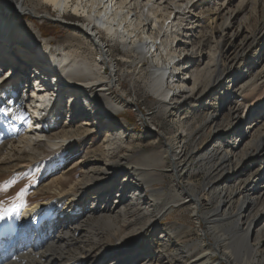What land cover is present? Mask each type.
Listing matches in <instances>:
<instances>
[{
	"label": "bare ground",
	"instance_id": "bare-ground-1",
	"mask_svg": "<svg viewBox=\"0 0 264 264\" xmlns=\"http://www.w3.org/2000/svg\"><path fill=\"white\" fill-rule=\"evenodd\" d=\"M143 1L3 0V4L0 3V7L3 5L9 13L11 10L13 11L10 14L0 12L1 174L10 172L21 174L27 172V167L42 166L44 160L39 158L43 152L53 154L54 150L64 147L68 131L62 132V135L50 133L51 136H47L48 132H53V128L50 129V126H53L52 123H49L50 119L63 117L66 114L65 108L64 111H57L52 106L54 98L64 92L61 88H67L75 94L74 100H70L71 102L67 105L73 108V112L70 114L72 121L82 116L81 102L86 99L85 97H90L91 103L99 108H91L96 110L92 124L85 123L82 126L98 125V127H102L106 140L113 136L112 128L108 127L99 117L110 116L128 106L123 95H115V89L118 86L116 69L112 68L111 70L106 66L108 59L111 58V52H119L117 46H121L126 64H141L147 58L153 62L149 65L150 70L143 86L154 98L158 111L160 110L162 114H171L166 101L177 102V98L174 92L170 95L165 81L174 76L175 64L183 66V63L180 62L187 57V54L183 55L187 44L183 43L182 49H180L181 45L177 46L179 49L176 57L174 53L177 49H173V54L165 51L161 46L162 40H165L166 37L164 33L172 27L171 20L190 23L183 11L189 4L187 13L196 9L197 3L201 0H179L184 8L172 7L173 10L176 8V11H172L170 8L165 17L155 15L157 6L152 11L147 10L144 15V11L141 10L143 6L140 5ZM230 1L232 0L228 2L230 7L225 8L227 12L223 14L219 11L220 8L217 9L210 2L208 3L211 9L209 12L218 11V14L215 12L216 17L213 21L214 30L220 38L216 70L213 73L214 78L210 83V90H217L224 83L233 84L236 82L240 83L238 93L233 91L230 95L239 96L245 90L249 96L246 98L243 97L244 94L240 95L241 101L238 102L240 106L233 103L228 107L230 121L227 120L224 125L218 126L217 111L210 107L208 112H205L204 120L199 123L197 128L192 129L188 140H167L164 155L168 154L172 158L170 162L166 160L167 157H161L156 161V166H147L149 169L147 171H143V168L136 164L128 169L123 168V164L125 162L127 164V160L120 153L127 152V149L119 147L110 152L105 149L107 147L102 146L99 151L105 155L108 162H103L98 168H86L80 183L75 185L68 195H62L70 197L56 199L54 203H63L61 214L53 212V209L48 205L53 202L38 201L42 198L40 188L44 185L34 188L35 195L26 200L25 203L29 204L26 209L18 205L9 216L19 215L20 223L0 221V264H104L106 260L109 261L108 264L116 263L117 259L111 256L108 258L109 251L103 246L101 233L96 231L86 238L87 236H82L85 231H80L81 226L100 220L117 227L115 234L119 236L129 235L138 230L135 235L137 237H134L123 248L125 252L129 251L132 255L121 259L120 264H134L139 260H141L139 264H153L155 257L153 251L149 249L148 253L140 252L137 242L145 239L147 234L154 231L156 221L152 220L157 217V214L156 216L152 215L154 213L150 199L154 200L161 195L160 193L157 195V190H148L149 198H145L144 189L154 180L162 181L159 170L164 168V164H169L168 168H171V172L179 176L178 172L182 173L184 168L181 163L185 164V161L189 159V154L186 153V144L199 137L203 128L208 125L211 132L218 133L217 140L214 141L211 148L203 149L204 151L199 152L198 149H195L198 153L203 152L200 156H196L197 153H194L195 150H193L191 157V160L197 159L201 168L207 169L205 185L199 190L200 196L195 193L194 187L190 184L184 185L178 196L187 199L188 202H191V206H195L194 208L211 209L213 215L207 220L209 221L207 229L215 239L214 249L218 252L220 260L212 261L210 258L213 254L211 247L201 242L199 248L197 247L199 252L197 250L198 253L191 257L190 264H222V262L225 264H252L256 251L248 245L247 240L249 235L254 232L255 222L261 223L264 220V173L262 168L264 164V124H257L256 128L251 129L255 135L252 138L251 136L248 138L242 132L239 137L241 139L245 137L247 140L242 148V154L239 156L236 151L244 139L238 145L231 139L235 131H238L239 134L241 132L238 130L240 119L238 107L243 108L242 114L246 112L245 115H248L247 111L252 108L251 103L247 104L248 99L255 100L258 95L257 100L259 93L262 92L259 90L263 88L264 91V72L243 82L246 77L245 72L248 71L252 63H255L256 57H264V0L257 1L256 10L253 6L250 13V19H252L250 28L247 18H243L241 24L233 27L236 16L244 11L241 10V5L233 7V3ZM244 1L241 0V2ZM155 2L161 4V0H147L144 3H152L150 5L152 7ZM167 5L169 4L167 3ZM50 6L54 11L61 13L60 20L66 21L74 29L65 43L53 44L49 40L41 41L40 36H37L30 28L31 22L20 23L25 11L29 12V16L41 20L45 16H50L48 10ZM66 14L67 17H65ZM170 14H172V19L165 23ZM151 17L158 21L157 28L150 26L149 19ZM243 33L244 35L241 36ZM198 34L201 36V41L205 43L208 38L207 32L204 34V29H202ZM157 39L159 44L155 43ZM102 45H106L105 50ZM260 46L262 47L258 52ZM181 56H183L182 59ZM175 58L178 60L177 63H173ZM26 63L27 68L23 70L25 72L21 73L20 71L19 75L15 76L19 72L20 66L24 64L23 67H26ZM31 63H34L32 68ZM5 69L7 70L5 71ZM10 70L12 73L8 72ZM4 74L7 75L4 76ZM32 74L37 78L36 81L33 80L34 85L30 82ZM235 75L237 78L232 80ZM11 77L13 78L10 79ZM10 81L16 83V86L11 87ZM200 101L203 99L184 96L182 104L176 110L180 111L184 107L195 109ZM97 103L98 105H96ZM259 112L257 121L264 118V110H259ZM72 121L67 125V128L72 127ZM260 154L262 159L260 157L257 159ZM112 159L115 160L111 162ZM29 164L31 165L29 166ZM253 168L257 169L248 174V178L241 181L240 177L245 171H251ZM40 173H42L39 176L41 179L49 176L46 174L45 168L40 169ZM108 177L110 178L108 179ZM232 180L234 181L227 185ZM70 182L71 178L64 175V178L57 183L66 185ZM43 189L49 188L43 187ZM112 194L118 195L120 199L118 204L109 202ZM129 194L133 196L130 202L127 201ZM59 195L61 196V194ZM93 195L94 199L88 198ZM236 197L239 201L233 206ZM250 203L255 205V208L262 207L257 210L259 215L255 219L253 218L257 213L252 217L245 216ZM11 208L12 206L8 209ZM120 217L123 218L122 225L116 226L115 221ZM243 218H245V229L240 230L239 248L242 249V254H245L243 256L245 260L240 261L241 263H234L233 253L226 252L229 249V239L222 234L218 235V232L223 224L234 231ZM147 221L149 224H146ZM150 221L153 224H150ZM126 227H128L127 231ZM54 230L58 231L57 237L53 235ZM159 244L161 245V243ZM163 246L166 245L163 244ZM114 254L117 255V253ZM178 258L180 260L177 259L178 261L175 260L174 263H171L168 262L169 257L164 254L160 260H165L167 264H180L179 261L183 257Z\"/></svg>",
	"mask_w": 264,
	"mask_h": 264
},
{
	"label": "rangeland",
	"instance_id": "rangeland-1",
	"mask_svg": "<svg viewBox=\"0 0 264 264\" xmlns=\"http://www.w3.org/2000/svg\"><path fill=\"white\" fill-rule=\"evenodd\" d=\"M146 1L147 0H144L140 4L143 6V9L141 8V10L142 12L144 11V15L147 13V10L152 11L156 6L157 12L155 15H163L164 17L169 12L170 8L172 9V7H179L180 9L184 8V5L182 7L180 3L181 0H161V4L155 2L152 7L150 6L152 3L145 4L144 2ZM257 1L258 0H245L244 2H241V0L230 1V3H233V7L241 5V10L244 11L238 14L236 16L237 18L234 19V28L242 23L243 18L248 19L247 22L250 28L252 24L250 13L253 9V6L256 10ZM209 2L211 5H214L215 8H220L219 11L221 14L226 13L227 9L225 8L230 7V5H228L229 0H201L197 3L198 6L196 9L187 13L188 6L190 5L189 4L183 11L185 17L189 19L190 23H180V21H176L175 19L171 20L172 14H170L168 20L165 21V23H168V21L171 20L172 27L168 29L166 33H164V28L162 29L164 36L166 37L165 40H162L161 46L165 51L173 54V49H177V51L174 53V56L177 57L179 49L177 46L181 45L180 49H182L184 46L182 44H187L185 45L186 47L183 53V55L187 54V57H185L184 61L182 59L183 56H181L182 60L180 63H183V66H181L182 64L178 65V60L175 58L173 63L177 64H175V71H173L174 76L170 80L168 79L165 81L166 88L168 91H170V95L174 92L177 98V102L166 101L171 114H162L160 110L159 112L154 98L147 91L148 89L143 86V82L148 76V71L150 70L149 65L153 62L147 58L141 64H126L125 58L123 57V52L121 50L122 48L121 46H117L119 52H111V58L108 59L106 66L111 70L112 68L114 70L116 69V80L118 86H116L115 95H123L124 99L128 102V106L115 114H111L110 116L105 117L103 115L99 117V119L108 125V127L112 128L113 136L106 140V137L104 136L105 132L102 127H98V125H93V127L82 126L85 123L89 125L92 124L91 122L93 116L96 113V110L91 108H95L97 106L91 103L92 100L90 97H85L86 99L81 102V107H83L82 116L73 119L72 121V116L70 114L73 112V108L68 107L67 105L69 102H71L70 100H74L75 94L67 90V88H61V90L63 89L64 92H61V94L58 95L59 97L54 98L52 106L53 109L57 111H61L65 108L64 110L66 114L63 117H52V120L50 119L49 123H52L53 125L52 127L50 126V129L53 128V132H48L47 136H51V134L54 133L62 135V132L68 131L69 134L65 136L66 143L64 144V147L54 150L53 154L43 152L39 158L42 161L44 160V164L42 166L27 167V172H22L23 174L18 172H10L9 174L0 173V210L8 209L11 206L13 207V205H19L26 209L28 204L25 202L27 199L35 195L36 191H34V188L44 185L40 188L42 198H40L38 201L53 202L48 203V205L53 209V212L56 214H61V205L63 203H54L56 199L70 197L62 195H68L69 192L74 189L75 185L80 183L83 174L86 172V168H98L103 162H108L105 155L99 151L100 148L102 149V146L107 147L104 148L110 152L119 147L127 149V152L122 151V153H120L124 155V159L127 160V164L125 162L123 164V168L128 169L136 164L140 165L143 168H141L143 171H147L149 170L147 166L155 165L156 161L161 157H167L166 160L170 162L172 158L168 154L164 155L165 144L167 143V140H188V136L191 134L192 129L195 127L197 128L199 123L204 120L205 112H208L210 107L217 111L216 121L218 126L221 124L224 125L227 120L230 121L228 107L232 106L233 103L237 104V106H240V103H238L241 101L240 97L243 96V94L245 95L243 97H246L247 92L244 90V92L239 94V96L232 94L230 95V93L233 91H236V94L238 93V87L240 83L237 84L236 82H233V84L224 83L217 90H210V83L214 78L213 73L216 70V57L220 45V38L219 34L214 30L213 19L216 17V11L209 12V10H211L209 7L210 4H208ZM0 3L3 4V0H0ZM167 3L169 5H167ZM48 10L50 16H45L42 18V20L29 16V12L25 11L20 23L22 24L31 22L30 24L32 25L30 28L37 36H40L41 41L49 40L53 44L65 43L67 37L71 35L72 31L74 30L73 27L69 26L66 21L60 20L61 13L54 11L51 6ZM172 11H176V8L174 10L172 9ZM0 12L10 14L13 11L11 10L9 13V11H7L3 5H1ZM216 14H218V11ZM13 15L15 14L13 13ZM65 17H67V14ZM149 21L151 27H158V21H156L154 18L151 17ZM202 29H204V34L207 32L208 35L207 41H205V43L201 41V36L198 34V32ZM30 34L32 35L31 32ZM243 35L244 33L241 36ZM155 41L156 44H159L158 39ZM102 47L104 50L106 49V45H102ZM261 47L262 46L258 48V52ZM96 60L98 61V58H96ZM255 60V63H252V65L249 66L248 71L245 72L246 77L243 82L264 72V57L257 56ZM25 61L30 63V61ZM32 64L34 63L30 64L31 68L34 67ZM23 66H20L21 68L15 76H18L20 71L21 73L25 72L23 70H25L27 66ZM6 70L7 69H5V71ZM8 72L12 73V70ZM6 75L7 74H4V76ZM236 76L237 75H235L232 80L237 78ZM12 78L13 77L10 79ZM10 82L11 87L16 86V83L13 81ZM261 89L259 92H262L259 93L260 95L257 100L256 98L258 95L256 98L254 97L255 100H252L253 98L248 99L249 102L247 104H252V108L247 111L248 115H245L246 112L245 114H242L243 108L238 107L240 111L238 130L241 132L239 134L238 131H235L234 136L231 139V141H235L237 145L244 139L237 148L236 152H238V156L242 154V148L245 141L247 140L245 137L242 139L239 137L241 136L242 132L245 133L248 138L249 136L252 138L255 135L251 129L257 124H264V118L260 119L259 121L256 119L259 116V110H264V91L263 88ZM207 94H209V96L206 97ZM184 96L190 98L197 97L198 99H203V101H200L199 105L195 109L193 107L191 109L184 107L180 111H177L176 108L182 104ZM175 103L177 104L174 106ZM96 105H98V103ZM98 108L99 107H97V109ZM71 121L72 127L67 128V125ZM55 127L56 129H54ZM217 134L218 133H215L214 131H210L209 125L205 126L199 137H196L193 142L190 141L186 144V153L189 154V159L187 158L188 160L185 161V164L181 163V165L184 167L182 169V173L178 172L179 176L174 175L171 172V168H168L169 164H164V168L159 170L162 176V181L159 182L158 180H154L147 188L144 189L145 192L143 193L145 194V198H149L150 192H147L148 190H157V195L159 193L161 195L154 200L150 199V204L152 205V211L154 213L152 215L156 216L157 214V217H154L152 220L153 222L156 221L154 224V231L150 234H147L145 239L137 242L140 252L145 251V253H148L149 249L153 251L155 256L153 264H167L165 260H160V257L164 256V254L169 257L170 261L168 260V262L174 263L175 260H180L178 257L182 256L183 258L181 261H179V263L181 262L182 264H190L192 262L191 257H194V255L199 252L198 248L201 242H204L211 247V250L214 254L210 256L212 261L220 260L218 252L214 249L215 239L207 229V222H209L207 220L210 219L211 215H213L211 209H205L201 207H196V209L194 208L195 206L193 207V205H190L191 202H188L187 199H183L182 197L178 196L180 195L179 191L183 189L182 187H184L186 184L192 185L194 187L195 193L200 196L199 190L205 185L207 169L203 167L201 168L199 163H197V159L191 160V157L193 156L192 152L195 149H198L200 152L203 149L206 150L211 148L214 141L217 140ZM195 152L197 153L196 156H200L201 153H203H198L196 150L194 153ZM261 156V154L257 156V159H259V157L262 159ZM1 157H3V155H1ZM124 159L122 158L123 161ZM114 160L115 159H112L111 162ZM30 165L31 164H29V166ZM74 166H76V168H73ZM43 168L46 169V174H49V176L41 179L39 177L42 174L40 173V169ZM262 168L264 173V164ZM256 169L257 168H253L251 171L246 170L245 173L240 177V180L243 181L245 178H248V174L252 173ZM64 175L69 176L71 178V182L66 185L62 183L58 184L57 182L63 179ZM110 177H108V179ZM174 178L177 179L175 180ZM234 180L230 181L229 183L226 182L227 185L231 184V182ZM43 187L49 189H43ZM56 193L61 194V196L59 194L57 195ZM100 195H102V193H100ZM88 198L92 200L94 199V195L89 196ZM132 198L133 196L129 194L127 201H132ZM119 201L120 199L118 198V195L114 194L111 195L109 200V202L113 204H118ZM238 201V197H236L233 201V206H235ZM254 206L251 203L249 204L245 212V216L252 217L258 212L257 210L262 209V207L255 208ZM258 215L259 213H257L253 219L258 217ZM19 219L20 216L17 215L7 217L5 220L7 222L20 223ZM122 221L123 218H117L115 221L116 226H119L120 224L122 225ZM244 221L245 218L242 219L238 228L234 229V231L231 230V228H229L226 224H223L220 226V232H218V235L222 234V236H226L229 239V249L226 252L229 251L233 253L234 263H241L240 261L243 262L245 260L243 257L245 254H242V249L239 248L240 230L245 229ZM100 222H102V220L87 223L84 225L85 228L84 226H81L80 231H85V233H82V236H87L86 238H89V236L96 233V231L101 233L103 238V246L109 251L108 258L111 256L112 258L117 259L115 260L116 263L113 264H120L119 262L121 259H126V257L128 258L130 255H132V253L129 251L125 252V249L123 248L129 244L131 240L134 239V237H137L135 235L138 230H135L134 233L129 235L119 236L115 234L117 227H113L109 223ZM153 222L150 221V224H153ZM263 222L264 220L261 223L255 222L256 226L253 229L254 232L249 235L247 240L248 245L252 246V248L256 251L255 259L253 262L251 261L252 264H264ZM146 224H149L148 221ZM127 230L128 227H126V231ZM53 235L57 237L59 235L58 231L54 230ZM168 239L170 240L169 242L167 241ZM159 243H161V245ZM163 244L166 246H163ZM114 253H117V255ZM174 254L178 257H175ZM108 262L109 261L106 260L104 264H108ZM140 262L141 260L134 264H139ZM222 264L225 263L222 262Z\"/></svg>",
	"mask_w": 264,
	"mask_h": 264
},
{
	"label": "snow or ice",
	"instance_id": "snow-or-ice-1",
	"mask_svg": "<svg viewBox=\"0 0 264 264\" xmlns=\"http://www.w3.org/2000/svg\"><path fill=\"white\" fill-rule=\"evenodd\" d=\"M16 207L17 206L13 205L11 209L0 210V221H4L7 217H9L11 213L16 210Z\"/></svg>",
	"mask_w": 264,
	"mask_h": 264
}]
</instances>
